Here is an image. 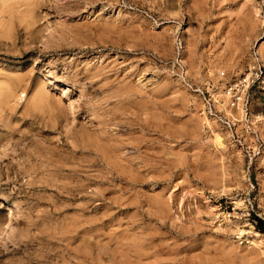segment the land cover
Returning a JSON list of instances; mask_svg holds the SVG:
<instances>
[{
	"label": "rangeland",
	"instance_id": "1",
	"mask_svg": "<svg viewBox=\"0 0 264 264\" xmlns=\"http://www.w3.org/2000/svg\"><path fill=\"white\" fill-rule=\"evenodd\" d=\"M178 42L219 89L264 0H0V264H264V146L200 113Z\"/></svg>",
	"mask_w": 264,
	"mask_h": 264
},
{
	"label": "built area",
	"instance_id": "2",
	"mask_svg": "<svg viewBox=\"0 0 264 264\" xmlns=\"http://www.w3.org/2000/svg\"><path fill=\"white\" fill-rule=\"evenodd\" d=\"M180 48L178 42L172 68L182 84L198 92L200 113L223 131L232 146L246 155H258L264 146V51L252 47L243 70L237 74L227 77L224 71H218L217 80L222 84L218 89L209 81L199 88L191 87L194 84L179 55Z\"/></svg>",
	"mask_w": 264,
	"mask_h": 264
},
{
	"label": "trees",
	"instance_id": "3",
	"mask_svg": "<svg viewBox=\"0 0 264 264\" xmlns=\"http://www.w3.org/2000/svg\"><path fill=\"white\" fill-rule=\"evenodd\" d=\"M253 221H254V227L259 230L264 232V223L262 222V220L256 216L253 217Z\"/></svg>",
	"mask_w": 264,
	"mask_h": 264
}]
</instances>
